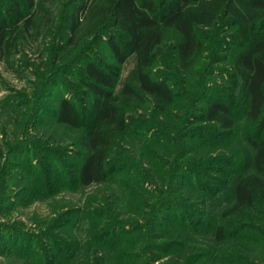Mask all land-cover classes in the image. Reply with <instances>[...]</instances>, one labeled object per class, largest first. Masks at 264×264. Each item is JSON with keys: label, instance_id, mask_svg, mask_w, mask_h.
<instances>
[{"label": "rangeland", "instance_id": "obj_1", "mask_svg": "<svg viewBox=\"0 0 264 264\" xmlns=\"http://www.w3.org/2000/svg\"><path fill=\"white\" fill-rule=\"evenodd\" d=\"M69 2H46L39 30L21 32L0 59V264H64L70 254V264H264V214L258 221L223 213L231 200L227 172L247 153L243 136L253 130L237 104V75L228 58L220 59L226 51L212 58L215 68L202 86L237 111L231 135L217 133L224 129L209 122L188 125L186 95L164 114L150 100L136 102L132 127L110 153L124 166L101 183L79 184L81 132L55 123L54 110L63 96L87 109L84 66L112 57L107 36L67 44ZM0 4V16L9 15L10 0ZM223 28L204 33H216L221 42L233 31L222 34ZM174 38L168 31L156 47L155 69L183 92L195 91L203 69L198 63L186 72L176 65ZM211 46L215 52L225 43L214 39ZM197 130L203 131L191 136ZM219 156L233 165L221 163L225 172L207 173L208 185L218 191L203 199L182 187L199 173L188 172L193 167L180 159L202 163ZM218 224L221 240L211 234Z\"/></svg>", "mask_w": 264, "mask_h": 264}, {"label": "trees", "instance_id": "obj_2", "mask_svg": "<svg viewBox=\"0 0 264 264\" xmlns=\"http://www.w3.org/2000/svg\"><path fill=\"white\" fill-rule=\"evenodd\" d=\"M50 1L10 0L9 15L0 16V59L10 53L21 32L39 30L46 2ZM69 1L67 44H78L88 38L104 40L107 36L106 44L112 57L108 62L89 59L84 66L82 84L89 95L87 109H79L63 96L54 110L55 123L81 132L82 151L77 166L79 184L101 183L109 178L112 170L124 166L121 162L111 161L110 153L114 140L127 135L132 127L129 113L136 102L150 100L153 108L164 114L177 99L186 95L191 98L186 116L188 125L194 121L209 122L224 129L217 133L231 135L235 130L237 111L219 94H206L202 86L207 73L215 68L214 57L226 51L220 59L228 58L237 75V104L255 131L244 133L248 151L241 156L233 172H227L230 174L227 182L231 200L223 213L259 221L264 214V0ZM220 25L224 26L220 31L222 34L233 29L227 39L222 37L220 42L216 33L205 35V29H217ZM168 31L175 33L173 54L176 65L186 72L192 71L193 65L198 63L203 69L204 74L199 76L195 91L183 92L167 75L155 69V49ZM214 39L224 42L225 46L213 52ZM199 131L192 132L191 136ZM220 159V156L209 157L202 163L180 159V163L192 166L188 172L199 173L196 179H205L210 171L225 172V168L219 167L221 163L233 165L229 159ZM196 179L193 182L189 178L182 187L201 192L203 199L218 191L208 185L206 179L204 183ZM248 223L245 222L243 227ZM211 234L221 240L224 228L221 224L213 226ZM71 262V254L64 256V264Z\"/></svg>", "mask_w": 264, "mask_h": 264}]
</instances>
